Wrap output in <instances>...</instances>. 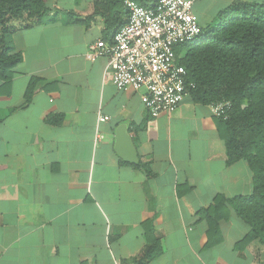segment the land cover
<instances>
[{
  "label": "crops",
  "instance_id": "1",
  "mask_svg": "<svg viewBox=\"0 0 264 264\" xmlns=\"http://www.w3.org/2000/svg\"><path fill=\"white\" fill-rule=\"evenodd\" d=\"M94 1L50 5L88 24L63 13L42 24L11 22L21 60L10 81L0 79V264H133L145 223L161 248L148 264H264L259 240L238 247L250 228L228 204L208 246L198 212L216 195L252 192L247 163L226 165L211 106L187 94L174 112L152 116L144 89L117 90L107 59L91 62L85 53L98 39L109 42L127 16L105 28ZM236 1L194 2L200 28ZM121 124L150 176L116 153Z\"/></svg>",
  "mask_w": 264,
  "mask_h": 264
},
{
  "label": "trees",
  "instance_id": "2",
  "mask_svg": "<svg viewBox=\"0 0 264 264\" xmlns=\"http://www.w3.org/2000/svg\"><path fill=\"white\" fill-rule=\"evenodd\" d=\"M53 1L0 0V79L4 82L10 81L12 69L21 60L10 38L12 21L42 24L54 14L63 13L72 23L88 24V21L74 19L71 10L51 8L49 4ZM124 1H94L105 28L108 23L119 20L121 14L127 16ZM132 1L147 6L158 0ZM200 29L194 41L181 46L183 55L177 62L184 67L187 81L194 84L188 88L193 102L230 103L227 117H218L216 127L225 145L226 165L239 160L247 163L252 173V192L234 199L216 195L212 204L201 209L198 215L208 225V246L214 243L212 234L218 233L219 222L228 217L227 204L236 209L250 228L238 247L256 239L264 245V2H233L218 13L211 26ZM32 93L31 82L25 94L26 101ZM133 166L151 175L147 164L138 161ZM143 228L145 246L132 259L133 264H148L161 254L153 228L149 223L143 224Z\"/></svg>",
  "mask_w": 264,
  "mask_h": 264
},
{
  "label": "built area",
  "instance_id": "3",
  "mask_svg": "<svg viewBox=\"0 0 264 264\" xmlns=\"http://www.w3.org/2000/svg\"><path fill=\"white\" fill-rule=\"evenodd\" d=\"M198 0H158L140 6L125 0L126 21L109 42L98 39L85 53L88 61L107 59L108 77L117 90L144 89L142 103L152 116L172 113L194 84L177 62L175 48L192 42L200 26L192 7ZM213 114L226 118L229 102L210 105ZM99 121L108 119L99 116ZM100 139L102 136L99 137Z\"/></svg>",
  "mask_w": 264,
  "mask_h": 264
},
{
  "label": "water",
  "instance_id": "4",
  "mask_svg": "<svg viewBox=\"0 0 264 264\" xmlns=\"http://www.w3.org/2000/svg\"><path fill=\"white\" fill-rule=\"evenodd\" d=\"M116 140L114 149L116 153L125 161L137 162V154L132 144L131 137L127 131V125L121 124L116 129Z\"/></svg>",
  "mask_w": 264,
  "mask_h": 264
},
{
  "label": "rangeland",
  "instance_id": "5",
  "mask_svg": "<svg viewBox=\"0 0 264 264\" xmlns=\"http://www.w3.org/2000/svg\"><path fill=\"white\" fill-rule=\"evenodd\" d=\"M82 1H86V0H58V7L59 8H71L72 5H74L76 2L80 3ZM51 5V3L49 4V6Z\"/></svg>",
  "mask_w": 264,
  "mask_h": 264
}]
</instances>
